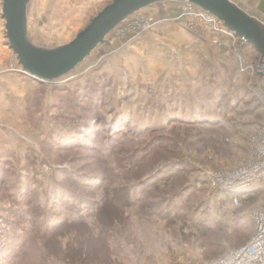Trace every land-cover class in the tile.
I'll return each instance as SVG.
<instances>
[{"label":"rangeland","instance_id":"374dc122","mask_svg":"<svg viewBox=\"0 0 264 264\" xmlns=\"http://www.w3.org/2000/svg\"><path fill=\"white\" fill-rule=\"evenodd\" d=\"M112 1L29 0L28 36L63 45ZM231 1L264 23V0ZM1 12V264H89L74 255L87 238L95 264H203L251 237L264 195L237 206L222 182L264 121L256 48L166 1L41 81L22 71Z\"/></svg>","mask_w":264,"mask_h":264},{"label":"water","instance_id":"95a60500","mask_svg":"<svg viewBox=\"0 0 264 264\" xmlns=\"http://www.w3.org/2000/svg\"><path fill=\"white\" fill-rule=\"evenodd\" d=\"M181 1L213 14L245 43L252 44L264 61V23L231 0H113L71 41L46 49L28 36L29 0H3L8 44L17 54L24 72L41 81L56 80L74 71L99 44L135 12L156 3Z\"/></svg>","mask_w":264,"mask_h":264},{"label":"built area","instance_id":"2783aa9c","mask_svg":"<svg viewBox=\"0 0 264 264\" xmlns=\"http://www.w3.org/2000/svg\"><path fill=\"white\" fill-rule=\"evenodd\" d=\"M2 1L0 0L1 9ZM188 4L192 14L199 13L198 15L208 17L216 23L219 29L224 30L225 28L231 34L234 33L213 14L203 11L191 3ZM252 68L264 77V61L261 59L256 60ZM250 145L249 156L244 159L243 164L233 171L228 170L224 172L223 177L226 178V183L222 182L226 189L242 192L243 196L251 192H244V190L261 182L264 176V122L259 131L253 136ZM231 197L235 205H241L242 200L237 194H232ZM252 211L255 228L251 239L246 244L235 249H230L221 257L206 261L203 264H264V205L257 206Z\"/></svg>","mask_w":264,"mask_h":264},{"label":"trees","instance_id":"16d2710c","mask_svg":"<svg viewBox=\"0 0 264 264\" xmlns=\"http://www.w3.org/2000/svg\"><path fill=\"white\" fill-rule=\"evenodd\" d=\"M228 193V195L230 196V195H232V194H237L238 196H239V198L242 200V204H244V206L242 205V207H244V208H246L248 205H250L251 203L253 204L254 203V201H255V197H252V196H247V197H243V193L242 192H239V191H237V190H231L230 192H227ZM119 210L117 207H115L114 209H113V211L110 213V215H109V213H106V216L104 217V219H106V220H108V221H113L114 219H115V216H113V214H115L116 213V210ZM117 218V217H116ZM63 225V224H62ZM61 225V226H62ZM61 226H57V228L56 229H58V228H60ZM253 233H254V226H253ZM253 236V234L251 235V237ZM251 237L247 240V241H245L244 242V240L240 243H237L236 244V247L235 248H238V247H240V246H242V245H244V244H246L250 239H251ZM79 239V238H78ZM90 240H91V238H87V239H83V240H81L80 241V243H79V245H78V247L80 248L78 251H79V254L78 253H76V252H74L75 254V257H76V259L79 261V259H82L81 257H83V255L85 256L84 258H86V257H88V259H89V256H91V259H90V261H92L91 263H89V264H95L97 261H98V257H97V255H99L100 254V252L99 251H97V250H100L99 249V247H98V245H93L92 247L93 248H91V242H90ZM211 241H213V240H211ZM212 243V242H211ZM214 243V242H213ZM217 243V242H216ZM215 243V245H217V247L219 246V243H217L216 244ZM221 243H222V241H221ZM8 245H11V244H8ZM103 245V244H102ZM224 245V244H223ZM222 245V246H223ZM105 246V245H104ZM104 246H102V247H104ZM10 249L11 248H9V246L7 247L6 246V244H4V245H0V264L2 263V262H4V261H6L7 262V260H9L10 258H11V256H12V254H11V252H10ZM93 249V250H92ZM94 250H96V251H94ZM70 256L72 255V254H69ZM74 255H72V256H74ZM78 257H77V256ZM99 262V261H98ZM78 264H79V262H78ZM88 264V263H87Z\"/></svg>","mask_w":264,"mask_h":264},{"label":"crops","instance_id":"0c3cea01","mask_svg":"<svg viewBox=\"0 0 264 264\" xmlns=\"http://www.w3.org/2000/svg\"><path fill=\"white\" fill-rule=\"evenodd\" d=\"M190 14H192V13H190ZM246 46H249L250 47V49H254V51H256L255 50V47L253 46V45H250V44H245ZM256 54V56H255V58L254 59H256V60H258V59H260L259 58V53L256 51L255 52ZM254 57V56H253ZM260 75V74H259ZM263 114H264V112H263ZM262 120H264V115H263V118H262ZM264 121H261V124L263 123ZM247 191H251L248 195H246V196H243V197H247V196H252V197H255V199H257L259 196H262V195H264V176H263V178H262V181L261 182H259V183H257V184H255V186H253V187H250L249 189H247V190H244V192H247ZM232 195H230V197H231ZM232 198V197H231ZM233 203V202H232ZM260 205H264V202L263 203H261V204H258V206H260ZM257 207V206H256ZM252 208H255V207H252ZM253 210V209H252ZM252 222H253V226H254V228H255V224H254V218H253V220H252Z\"/></svg>","mask_w":264,"mask_h":264},{"label":"bare ground","instance_id":"6f19581e","mask_svg":"<svg viewBox=\"0 0 264 264\" xmlns=\"http://www.w3.org/2000/svg\"><path fill=\"white\" fill-rule=\"evenodd\" d=\"M2 13V12H1ZM208 18V17H207ZM207 20H209V21H211L209 18L207 19ZM218 28V27H217ZM236 36H238V35H236ZM239 37V36H238ZM248 44H250V43H248ZM250 45H252V44H250ZM259 55H260V53H259ZM259 58H260V56H259ZM20 65V64H19ZM20 67H21V65H20ZM22 68V67H21ZM22 71L24 72V70H23V68H22ZM25 73V72H24ZM66 76V75H65ZM258 94V93H257Z\"/></svg>","mask_w":264,"mask_h":264}]
</instances>
